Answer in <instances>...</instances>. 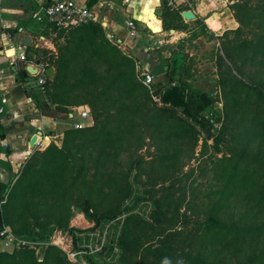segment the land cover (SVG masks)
Returning <instances> with one entry per match:
<instances>
[{"label": "trees", "instance_id": "16d2710c", "mask_svg": "<svg viewBox=\"0 0 264 264\" xmlns=\"http://www.w3.org/2000/svg\"><path fill=\"white\" fill-rule=\"evenodd\" d=\"M230 1L229 8L239 26L215 35L222 40V50L225 51V55L218 53L216 63L226 105L224 121L214 137L218 150L220 144L230 141L229 138L237 142L232 138L234 135L229 137L230 122L235 112L240 110L243 120L250 122L248 131L244 132V146L232 147L233 155L221 157L219 162L211 161V170L216 173V177L224 175L225 182L222 188L220 184L218 188L208 191L206 201L202 202H192L182 194L176 196L179 192L182 193L184 177L177 175L176 181H172L164 166L165 155L159 156L158 171L147 172L148 181H152L147 183V188L156 209L147 226L140 217L131 215L127 218L119 239L123 257H128L132 252L139 253L143 249L144 254L152 256L154 262H162L161 264H215L208 262L201 251L202 247L208 249L209 246L221 245L226 251L231 250L232 254L238 255L249 248L251 241L264 238V150L251 152L246 144L251 137H264V80L251 84L242 78L245 76L246 64L264 68V26L258 33H254L253 39L240 42L238 47L246 52H242L239 59L230 47V41L224 39L230 31L242 33L244 25L251 20H259L263 25L264 5L254 8L247 0ZM96 3L97 0L87 1L88 7ZM189 8L184 4L172 7L168 0H161L158 13L162 20V31L170 32L173 29L188 32L190 22L185 21L182 11ZM194 22L202 30L206 31L208 28L201 17H197ZM48 28L57 31L56 39L62 40L57 44L56 51L29 45L28 49L35 50L38 56L26 59L42 63L47 68L52 66L56 70L54 78H48L45 84L50 103L45 99L37 100L38 108L45 116L67 119L73 108L89 104L93 121L80 128L73 126L66 129L61 143L52 140L46 148L34 149L9 181L0 180V203L6 200L0 207V239L4 240L1 232L9 227L16 240L14 244L24 241L15 246L14 250H0V264H60L61 256L58 247L50 240L51 233L56 227L67 226V213L73 204L82 205L87 212L91 209L98 212L100 205L97 204L96 196L106 189L109 190L103 194H109L116 205L107 208L108 210L100 207L107 211L109 219L120 214L121 206L131 195L129 173L121 171L122 173L114 176L113 170L104 168L114 158L118 159L123 141L136 128L137 116L151 120L158 131L169 139L186 137L196 131V141L198 128L194 123L213 135L216 123L221 121L215 107L218 101L208 92L191 87L182 79L179 73L181 71L177 68L165 73V82L154 81L151 87L146 86L136 71L138 58L131 56L129 52H123L120 45L113 43L101 23L88 22L66 29L56 26ZM211 34L214 36V33ZM185 40L181 38L179 43ZM82 56L89 62L108 63V68L104 75H100L91 65H84V70L75 78L73 86H81L89 78L90 82H102L85 93L83 99L72 102L67 98V92L59 88L68 77L70 65L77 64ZM176 62L178 67L179 59ZM169 67L167 64V68ZM154 95L161 97V104L155 103ZM253 123L259 124L260 128L253 129ZM4 138L5 131L0 127V139ZM133 164V168L138 170L137 174L145 172H141L144 165L138 158H134ZM187 177L192 179L191 174ZM26 191L36 194L39 192L42 197L38 196L43 198V204L41 201L35 203V213L39 215V211L47 210L52 216L48 221L36 220L34 228L22 226L19 229L16 223L21 210L17 209V205L23 202ZM234 191L243 194L248 205L237 220L228 223L222 219L221 211L228 205L224 200H228ZM152 194L155 196L152 197ZM83 195L85 203L81 204ZM182 208L185 210L182 211ZM25 210L24 207L22 211ZM97 212L99 220L101 213ZM193 212L205 215L194 221L195 227L190 226ZM142 230L150 231L149 237H158L155 246L146 247L141 242L139 237ZM184 232L186 235L183 237ZM176 239L179 244L175 242ZM25 240L35 242L36 245L29 246ZM185 245L194 247L197 253L192 250L183 251ZM179 246L183 249L177 254ZM236 262L264 264V247L259 253L254 249L249 250L242 260L237 259Z\"/></svg>", "mask_w": 264, "mask_h": 264}, {"label": "rangeland", "instance_id": "374dc122", "mask_svg": "<svg viewBox=\"0 0 264 264\" xmlns=\"http://www.w3.org/2000/svg\"><path fill=\"white\" fill-rule=\"evenodd\" d=\"M247 2L254 8H257L260 4L264 5L262 0H247ZM199 3H201V5L199 7L195 5V8H199L201 18L205 20L208 26L206 31L202 30V27L194 22V20H190L187 21L190 22L188 32L176 31L172 33L171 31H165L164 42H157V39L154 41L151 40V44L149 45L151 47V53L157 54L160 60L158 61L159 64L155 63L150 68V71H153L156 83H160L167 80L165 76L167 71L170 72L175 68L179 69L182 79L189 83L191 87L195 90H204L208 92L218 101L215 107L219 111L221 121L218 123L215 122L216 126L213 129V135H209L204 131L203 127L194 123L196 129H199H197L198 140L196 141V131L191 132V134L186 137H174L169 139L163 132L158 131L151 123V120H144L147 118L137 116L138 118L135 120L136 128H134V131L130 132L129 135L126 136L127 139L123 141L118 159L116 160L114 158L109 162L110 165L107 164L104 168V170L108 171L113 170L115 172L114 176H116V173H122L121 171L129 173L128 183L129 190L131 191L130 197L123 203L120 214L114 219H109L107 217V211L101 208L105 207L107 209L112 207V205H116V203L112 202L109 194H103L109 189L101 193L103 195L100 194L96 196L97 204L101 206H99L100 210H98V212L95 209L94 211L91 209L87 212L82 205L73 204L70 211L68 210L67 213L69 215L67 226L64 228L56 227L50 236L52 243L58 247L59 255L61 256L60 264L162 263L154 262L152 256L143 253V249L139 253L132 252L128 257H123V249L119 244V239H121L126 220L129 216L133 215L142 218L146 226L152 219L151 215L156 207L147 188V183L150 184L152 182L148 181L147 172L158 171L157 159H159V156L165 155L164 157L166 160L164 166L168 174L171 175L172 181H176L175 177L177 175H183L184 177L182 179L183 184H181L183 187L182 193L179 192L176 196L182 194L183 197H186L192 202H202L206 201V196L209 195L208 191L212 188L216 189L220 184L221 188L224 186V175L216 177V173L211 170V161L216 160V162H219V159L233 155L232 147L238 146L239 148L242 145L244 146V132L248 131L250 122L243 120L242 111L237 110L230 122L231 130L229 135V137L234 135L236 138H234V136H232V138L236 139L237 142L229 138L230 141L220 144L219 150L215 147L214 133H218V129L222 125L221 122L223 123L224 121L226 105V98L224 96L223 87L220 84V76L216 63L218 53L225 55V51L222 50V40L218 39L215 35H221L228 29L236 28L239 26V23L236 22L233 12L229 8V4L231 3L230 0H199ZM154 11H158V7L154 6ZM148 21L154 23V19L152 18H149ZM261 25L262 23L259 22V20H251L247 25H244V31L242 33L236 34L230 31L228 35L225 36L224 39L230 41V47L233 48L238 59L240 55L246 52V50L243 51V48L238 47L240 42L244 39H253L254 33H258L263 29L264 23L262 26ZM142 30L145 33L154 34L148 26L143 27ZM154 31L156 30L154 29ZM211 33H214V36H212ZM112 34L116 38L115 33ZM181 38H185L186 40L179 43ZM112 42L121 46L115 39H113ZM123 45L126 47L128 46L127 43ZM126 47H121L122 51L130 53L131 50ZM80 58L77 64L72 63L70 65L68 77L64 80L63 84H60L61 87L59 88L67 92L66 96H68L67 98L72 102L83 99L85 93L95 88L97 83L102 82V80L100 82H90L89 78L86 79V82L81 86H73V81L82 73L84 65H91L93 70L100 75H104L106 73L105 70L108 68V63L104 62L100 64L98 61L89 62L86 61V58L83 56ZM176 59L180 61L178 67ZM88 62L90 64H88ZM167 64L170 65L169 68H167ZM229 64L232 65L230 61ZM136 71L138 77L141 79L145 68L139 60L136 62ZM244 71L245 76H242V78L248 83L257 84L264 80V68L259 69L246 64ZM156 96L157 95H154L153 99L155 103H158L155 100ZM228 104H230V100ZM89 106L91 105H85L79 112H83L88 109ZM251 107L253 108L252 105L250 108ZM178 112H181V110ZM165 115L167 116V114ZM67 120L63 127V132L68 128H72L74 122L77 121L78 118L71 120L67 118ZM252 126L253 129L260 128V125L257 123H253ZM246 144L251 152H255L259 149L263 151L264 137L260 135L258 137H251ZM134 158H138L142 161L144 168H142L141 172L144 170V175L140 172L137 174V168H133ZM186 173L191 174V180L187 177L189 174ZM12 177L13 173H11L10 179ZM3 178L2 180L6 181L7 175H3ZM228 194L229 192L227 195ZM38 195L41 196L39 192L36 194L32 191H26L23 202L17 205V209L19 208L21 210V213L17 217V228L20 229L22 226L34 228L38 220L48 221L51 219V212L47 210L39 211V215L35 213L37 208L35 203H39L40 201L42 203L43 199L41 198L42 196L39 197ZM158 195H161V193ZM154 196L155 195L152 194V197ZM84 200L85 196L83 195L80 201L81 204L85 203ZM224 201H226L228 205L221 211V216L222 219L228 223L237 220L248 205V200L244 198L243 194L237 191H234V193L228 197V200ZM24 207L26 210L22 211ZM184 210L185 208H182V211ZM96 212L103 213L104 216L100 217L98 220ZM202 214L203 213L200 215L198 212H193L191 216V227L194 226L193 224L196 219L205 217V215ZM179 228L181 229L182 226H179ZM172 231H174V229H172ZM149 233L150 231L146 232L142 230L139 237L146 247L151 245L155 246V242L158 241V237H149ZM185 235L186 233L184 232L182 236L184 237ZM20 242L23 243L24 241ZM175 242L177 244L180 243L177 239ZM25 243L32 247L36 245L35 242H31L30 240H25ZM18 245L12 244L7 246L5 245V241L0 239V250L11 251ZM263 247L264 238L258 241H251L249 248L238 255L232 254L231 250L226 251L221 245L215 247L209 246L208 249H203L202 247L201 251L204 253V256H206L208 262L215 264H237V259L242 260L249 250L254 249L256 253H259ZM193 248L194 247L190 245H185L184 249L179 246L177 254H180L182 249L183 251L192 250V252L197 253ZM41 259L42 257L40 260Z\"/></svg>", "mask_w": 264, "mask_h": 264}, {"label": "crops", "instance_id": "0c3cea01", "mask_svg": "<svg viewBox=\"0 0 264 264\" xmlns=\"http://www.w3.org/2000/svg\"><path fill=\"white\" fill-rule=\"evenodd\" d=\"M57 1L60 0H0V73L4 75V81L0 85V102L3 97L8 100L6 112L0 120V127L5 131V138L0 139V180L4 179L3 175L6 174L5 180L8 181L11 173H16L29 153L36 149L30 148V141L34 135L42 137V149L53 139H58L56 141L58 143L62 141L63 127L67 119H55L41 113L37 100L43 99V96L33 83L35 78H26L24 69L20 68L22 62L34 60L23 61L19 58L22 50H26L28 58H37L38 54L35 50L28 49L29 45L56 51L57 44L62 42L61 39H56L57 31L48 27L41 30V26L34 18V14L43 6ZM76 1L88 6V0ZM174 1L177 5H188L197 17H201L199 8H195V5L198 7L201 5L199 0ZM154 6H159L158 0H97V3L90 7L97 15L96 22L105 27L107 36L111 40L115 39L121 47L125 48L123 44L127 43L126 48H129L145 70L149 71L155 63L159 64L160 60L157 54L151 53L149 46L151 40L165 41V32L162 31V20L158 11H156L158 17L154 14L155 24L148 21L154 13ZM129 18H134L142 27L148 26L154 34L141 30L137 36L130 35L126 27ZM112 33H115L116 38ZM27 36L30 37L28 44L24 42ZM81 108L83 107L73 108L69 115V120L78 118L74 124L80 120ZM47 139L50 142L44 145ZM2 141L7 142L9 146L2 145Z\"/></svg>", "mask_w": 264, "mask_h": 264}, {"label": "built area", "instance_id": "2783aa9c", "mask_svg": "<svg viewBox=\"0 0 264 264\" xmlns=\"http://www.w3.org/2000/svg\"><path fill=\"white\" fill-rule=\"evenodd\" d=\"M169 5L172 7H176L177 4L174 0H168ZM158 3H161V0H158ZM35 20L41 26L40 29L43 30L46 27L56 26L60 28H69L73 26L82 25L88 22H96L97 15L94 10L84 4L77 2L76 0H60L57 2H53L47 4L42 7V9L34 14ZM126 27L132 36H137L142 30V26L137 23L134 18H129L126 21ZM26 48V47H24ZM19 58L23 61H26L27 55L26 50H22L19 53ZM37 65L41 68L40 74L37 78L34 79L33 83L38 87L40 93L48 103L50 100L47 96L46 90V81L48 80L46 71L47 67L42 63H37ZM142 82L151 87L153 82L155 81V75L151 73L149 70H145L142 73ZM4 81V75L0 73V85ZM155 100L161 104V97L157 95ZM7 98L3 97L0 102V120L4 116L6 112V104ZM93 121L92 113L89 109L84 110L80 114V120L74 124L76 128L83 127L85 125L91 124ZM54 140V139H53ZM2 145L8 147L9 144L5 141H2ZM43 146V139L41 136H38V139L35 143V148H41ZM6 200H3L0 203V207ZM1 236H4L5 245L10 246L14 244L15 237L10 233L9 227H5V229L1 232ZM20 244V241L17 242Z\"/></svg>", "mask_w": 264, "mask_h": 264}, {"label": "water", "instance_id": "95a60500", "mask_svg": "<svg viewBox=\"0 0 264 264\" xmlns=\"http://www.w3.org/2000/svg\"><path fill=\"white\" fill-rule=\"evenodd\" d=\"M154 14L158 17V15H157V13H156V11H154ZM182 16L184 17V19L185 20H187V21H190V20H195L196 18H197V15L195 14V12L193 11V10H185V11H183L182 12ZM171 32L172 33H175L176 31L175 30H171ZM29 41H30V37L29 36H27L26 37V39H25V43L26 44H28L29 43ZM130 55L131 56H133L134 55V53L131 51L130 52ZM20 68H23L24 69V76L26 77V78H37L38 76H39V74H40V70H41V68L37 65V64H35L34 62H27V63H24V62H22L21 64H20ZM46 74H47V77L48 78H50V79H52V78H54V76H55V69H54V67H48L47 68V71H46ZM37 139H38V134H36V135H34L33 137H32V139H31V141H30V148L31 149H34V147H35V143H36V141H37ZM58 140V139H57ZM56 140V141H57ZM32 153V152H31ZM31 153H29V155L31 154ZM22 165V163L20 164V166ZM104 215H103V213H101L100 214V217H103ZM10 229V228H9Z\"/></svg>", "mask_w": 264, "mask_h": 264}, {"label": "bare ground", "instance_id": "6f19581e", "mask_svg": "<svg viewBox=\"0 0 264 264\" xmlns=\"http://www.w3.org/2000/svg\"><path fill=\"white\" fill-rule=\"evenodd\" d=\"M151 16H152V17H151L152 19H155V17H154V13H152ZM49 142H50V140L47 139V140L44 142V145H47Z\"/></svg>", "mask_w": 264, "mask_h": 264}]
</instances>
